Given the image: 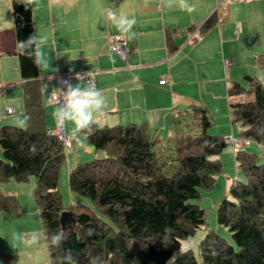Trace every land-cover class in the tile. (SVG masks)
Returning a JSON list of instances; mask_svg holds the SVG:
<instances>
[{"label": "trees", "instance_id": "obj_1", "mask_svg": "<svg viewBox=\"0 0 264 264\" xmlns=\"http://www.w3.org/2000/svg\"><path fill=\"white\" fill-rule=\"evenodd\" d=\"M12 11L17 44L34 34L31 7L26 8L24 0H12ZM217 21L212 11L199 32ZM166 44L169 51L175 49L169 33ZM18 60L27 119L24 127H0V179L26 182L33 177L44 233L61 226L66 231L67 241L59 248L46 243L50 264H60L65 249L72 250L79 264H88L92 258L96 264H196L191 249L179 250L180 241L203 224L202 209L189 200L198 197L200 188L212 185L220 171V162L213 156L226 143L223 137L206 133L211 125L206 109L172 122L167 154L144 125L98 127L95 123L87 142L106 156L76 164L68 182L71 192L89 198L105 219L80 203L64 209L58 179L65 148L46 128L38 67L31 59L18 56ZM254 62L264 72V50ZM256 77L242 76L246 88L238 81L229 82L226 95H251L247 100L229 101V115L231 122L244 127L240 136L260 143L264 86ZM233 153L244 180L232 179L231 199L223 198L216 206V222L227 227L233 244L206 230L198 244L201 264H264V164L242 149ZM19 208L16 195L0 193V210L17 213ZM64 210L71 212V220L61 221ZM166 228L170 234L166 235ZM0 257L19 264L16 255L0 253Z\"/></svg>", "mask_w": 264, "mask_h": 264}, {"label": "crops", "instance_id": "obj_2", "mask_svg": "<svg viewBox=\"0 0 264 264\" xmlns=\"http://www.w3.org/2000/svg\"><path fill=\"white\" fill-rule=\"evenodd\" d=\"M252 4L264 10V0H186L187 6L181 0H39L31 6V19L33 32L47 37L44 51L50 57L46 69L38 67L46 128L50 131L56 121V103L48 101L55 88L63 78L74 85L84 84V79L75 77L86 72H93L96 87L107 100L98 127L144 125L163 144L173 135V121L203 106L208 115L226 114V103L239 95H226L229 82H240L243 69L254 66L244 61L250 55L244 50L245 39L264 30V15L250 16ZM212 11L218 21L199 32ZM125 17L135 19L128 32L118 23ZM166 33L175 46L173 51L167 48ZM111 36L126 41L125 58L112 52ZM226 58H232L228 67L223 64ZM160 79L163 84L158 83ZM22 83L12 0H0V100L6 105L9 125L22 126L19 121L25 120ZM84 147L74 140L68 149L65 158L70 169L88 155ZM21 183L0 179V193L14 194L24 203ZM8 212L0 210V253L20 255L21 244L11 239L14 215ZM0 264L13 263L0 257Z\"/></svg>", "mask_w": 264, "mask_h": 264}, {"label": "rangeland", "instance_id": "obj_3", "mask_svg": "<svg viewBox=\"0 0 264 264\" xmlns=\"http://www.w3.org/2000/svg\"><path fill=\"white\" fill-rule=\"evenodd\" d=\"M264 15V10L252 4L250 6V16L254 17H262ZM244 50H249V56L245 55L244 61L248 64H254V66L247 68L245 67L244 74L257 76L262 72L259 66H256L254 63V57L257 56L264 50V30L261 34L252 32L245 39ZM255 54V55H254ZM244 88H246V83L243 80L240 81ZM1 91V90H0ZM215 92V91H214ZM1 97V95H0ZM250 97L249 93H242L236 97H233L235 101H243ZM0 100V127L3 125H9L7 123L5 110L6 105H1ZM227 102V101H226ZM215 110L218 109L217 102L213 101ZM226 107H228L226 103ZM202 108V107H201ZM203 108H205L203 106ZM16 116V115H11ZM210 118L211 125L206 129V133L209 135H216L225 138L227 135L237 136L241 135V132L244 130V127L241 126V123L238 121L231 122L229 110H227L226 114L219 115H208ZM25 117V116H24ZM13 125V124H12ZM15 125V124H14ZM20 126V125H16ZM111 126V125H109ZM177 126V124L175 125ZM24 127V125L20 126ZM167 130V129H166ZM226 134V135H224ZM83 135V134H82ZM165 139V135L162 136V141ZM86 147L83 150L88 148V155H86L84 161L87 162L93 159L103 158L105 155L104 151L101 149H95L93 146L88 145L84 142ZM167 154L165 143L160 144V147ZM264 149V135L260 143H257L253 140H250L249 145L244 146L242 150L252 153L255 155V160L257 163L264 164V157L262 155V150ZM68 149L65 150V156H67ZM86 152V151H85ZM0 158H2V152L0 148ZM213 158H217L220 162V171L213 176L212 185L203 189L200 188L199 195L195 199L189 200L190 203L196 204L203 211V224L196 229L191 235L186 237L185 239L180 241L179 250L183 248L191 249L193 256L195 258L196 264H201V257L199 251V241L205 234L206 230L213 231L216 235L221 237L226 243L233 244V241L230 237V233L227 227L220 225L216 222V206L218 202L223 199H231L228 194L229 183L232 179L244 180L241 170L237 166L235 162V155L232 151V148L229 144H226L222 147L220 152L217 155H214ZM75 166V165H73ZM73 166L71 168H73ZM70 167L68 166L67 160L65 158L64 162L61 165L58 179V191L61 194L62 206L64 209L70 208L75 203H80L86 206H89L92 210L96 212L98 216L104 218V216L97 210L96 206L90 201L89 198L71 192L69 188L68 176H69ZM33 177H30L28 181L22 182L20 185L23 186L22 190L25 195V201L23 203L19 201V211L17 213L10 212L13 214V228L14 232L20 233H32L34 231L40 232L44 234L40 209L37 206L34 196H33V188L31 181ZM8 212V213H9ZM15 217V218H14ZM105 219V218H104ZM21 249L23 252L16 255L19 264H50L49 252L46 247V243L42 242L39 246L33 247H25L21 244ZM174 256V255H173ZM172 256V257H173ZM20 258V259H19ZM26 262V263H25Z\"/></svg>", "mask_w": 264, "mask_h": 264}, {"label": "clouds", "instance_id": "obj_4", "mask_svg": "<svg viewBox=\"0 0 264 264\" xmlns=\"http://www.w3.org/2000/svg\"><path fill=\"white\" fill-rule=\"evenodd\" d=\"M38 3L39 0H24L26 8L38 5ZM181 4L187 6L186 0H181ZM112 18L115 19L114 16ZM118 23L122 30L128 32L135 24V19L120 18ZM46 41V36L34 33L25 40L17 41L16 53L20 57L31 59L37 67L46 69L49 66L50 59L44 51ZM75 78L78 81L85 79L80 74H77ZM256 79L259 84L264 86V72L259 73ZM85 81L84 84L79 82L74 85L66 80L63 81L61 88H55L58 100L53 111V116L58 125L66 129L71 126L69 135L81 147L84 146L87 135L91 133L97 119L105 115L107 107V100L102 90L98 89L90 80L85 79ZM25 120H21L19 123L23 125ZM34 150L35 146H33ZM165 233L166 235L170 234L171 229L166 228ZM67 238V233L62 226L51 233L42 234L34 231L30 234L20 232L11 234V239L15 243L23 244L25 247L39 246L42 242H45L49 247L59 248L62 243L67 241ZM60 264H79V261L71 249H65L64 255L60 259ZM88 264H96V259H90Z\"/></svg>", "mask_w": 264, "mask_h": 264}, {"label": "built area", "instance_id": "obj_5", "mask_svg": "<svg viewBox=\"0 0 264 264\" xmlns=\"http://www.w3.org/2000/svg\"><path fill=\"white\" fill-rule=\"evenodd\" d=\"M109 42H110L111 50L114 54H116L120 58L126 57L128 46L124 39L118 36H111ZM223 64L225 67L230 66L232 64V58L224 59ZM83 76L85 77V79L90 80L92 84L96 86V81H95L93 72H86L84 73ZM66 80L68 81L67 78H63L61 80L59 88L63 86V81H66ZM158 83L163 84L164 79H160ZM57 100H58L57 92L53 93L48 99V101L51 103H57ZM11 112H12V109L8 108L7 113H11ZM49 132L52 135L57 136V138L62 142L63 147L65 149H69L72 147L74 139L69 135V133L67 132V129L58 125L56 121H55L54 127ZM224 141L226 142V144H229L231 146L233 152H236L239 149H242L244 146H247L250 143L249 139L244 138L240 135H237V136L227 135L224 138ZM261 150H262V154L264 157V149L262 148Z\"/></svg>", "mask_w": 264, "mask_h": 264}, {"label": "water", "instance_id": "obj_6", "mask_svg": "<svg viewBox=\"0 0 264 264\" xmlns=\"http://www.w3.org/2000/svg\"><path fill=\"white\" fill-rule=\"evenodd\" d=\"M72 219V214L71 212H69L68 210H64L61 213V221H67V220H71Z\"/></svg>", "mask_w": 264, "mask_h": 264}]
</instances>
